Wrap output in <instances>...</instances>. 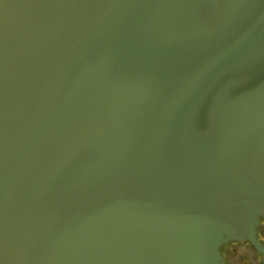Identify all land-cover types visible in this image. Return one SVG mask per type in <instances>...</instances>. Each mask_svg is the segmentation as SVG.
Here are the masks:
<instances>
[{"label": "water", "instance_id": "95a60500", "mask_svg": "<svg viewBox=\"0 0 264 264\" xmlns=\"http://www.w3.org/2000/svg\"><path fill=\"white\" fill-rule=\"evenodd\" d=\"M264 218V0H0V264H224Z\"/></svg>", "mask_w": 264, "mask_h": 264}, {"label": "rangeland", "instance_id": "374dc122", "mask_svg": "<svg viewBox=\"0 0 264 264\" xmlns=\"http://www.w3.org/2000/svg\"><path fill=\"white\" fill-rule=\"evenodd\" d=\"M257 237L264 242V227L257 232ZM221 246L223 252L229 250L226 258L230 264H260L259 256L247 243L229 241Z\"/></svg>", "mask_w": 264, "mask_h": 264}, {"label": "flooded vegetation", "instance_id": "af4514ba", "mask_svg": "<svg viewBox=\"0 0 264 264\" xmlns=\"http://www.w3.org/2000/svg\"><path fill=\"white\" fill-rule=\"evenodd\" d=\"M263 227H264V218H258V224H257V226H256V231L257 232H259V230H262L263 229ZM256 237H257V234H256ZM258 238V237H257ZM258 240H260L259 238H258ZM261 241V240H260ZM263 241V240H262ZM243 243H245V242H243ZM222 246H220L219 247V250H220V253L223 255V257H224V264H230V263H228V260H227V255L229 254V250H226L225 252H223L222 251V248H221Z\"/></svg>", "mask_w": 264, "mask_h": 264}, {"label": "trees", "instance_id": "16d2710c", "mask_svg": "<svg viewBox=\"0 0 264 264\" xmlns=\"http://www.w3.org/2000/svg\"><path fill=\"white\" fill-rule=\"evenodd\" d=\"M233 242H235V241H233ZM245 243H247V242H245Z\"/></svg>", "mask_w": 264, "mask_h": 264}]
</instances>
